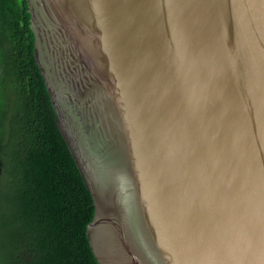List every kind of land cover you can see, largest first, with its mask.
I'll list each match as a JSON object with an SVG mask.
<instances>
[{"label": "water", "instance_id": "95a60500", "mask_svg": "<svg viewBox=\"0 0 264 264\" xmlns=\"http://www.w3.org/2000/svg\"><path fill=\"white\" fill-rule=\"evenodd\" d=\"M28 2L99 263L264 264V0Z\"/></svg>", "mask_w": 264, "mask_h": 264}, {"label": "trees", "instance_id": "16d2710c", "mask_svg": "<svg viewBox=\"0 0 264 264\" xmlns=\"http://www.w3.org/2000/svg\"><path fill=\"white\" fill-rule=\"evenodd\" d=\"M28 0H0V264H100L95 202L36 57Z\"/></svg>", "mask_w": 264, "mask_h": 264}]
</instances>
